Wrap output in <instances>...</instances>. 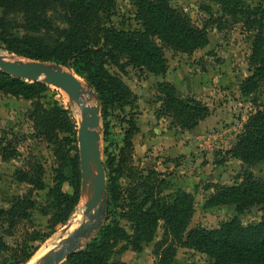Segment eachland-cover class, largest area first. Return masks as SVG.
Masks as SVG:
<instances>
[{
  "label": "trees",
  "instance_id": "1",
  "mask_svg": "<svg viewBox=\"0 0 264 264\" xmlns=\"http://www.w3.org/2000/svg\"><path fill=\"white\" fill-rule=\"evenodd\" d=\"M131 1L139 27L123 30L111 20L115 0H0V47L7 53L71 68L92 89L103 117L109 110L130 109L122 147L117 156L107 159V199L101 209L109 221L99 225L96 235L83 248L70 253L64 264H127L111 260L116 244L127 242L132 250L141 251L153 240L159 226L162 236L153 245L155 264H173L180 247L207 258L204 263L183 264H264V218L247 225L233 217L215 228L189 227L194 213L193 193L180 188L164 193L162 173L140 169L133 163L132 138L137 129L131 114L137 96L108 66H115L121 74L131 67L164 77L168 69L165 49L192 53L203 48L208 43V28L216 18L207 4L199 7L206 17L197 25L169 0ZM210 1L253 33L248 57L250 74L239 83L240 94L250 95L264 87V0L253 8L243 6L240 0ZM48 88L41 81H25L0 70V91L32 100L29 119L36 135L53 145L59 162L42 205L24 195L15 197L8 208L0 207V253L13 251L19 264L35 251L27 240L47 239L57 225L69 220L80 197L78 153H70L76 149V122L70 110L56 101L48 106L38 101ZM156 89L160 104L154 115L170 118L171 127L190 130L210 114L206 103L183 96L170 81H159ZM220 153L215 164L237 159L244 165L241 179L230 185L207 183L214 192L205 205H231L239 213L260 206L264 211V179L255 178L250 170L264 161V107L250 113L233 145ZM25 165L15 171V179L31 185L32 190L45 189L42 164L30 157ZM121 177L128 180L126 187L117 181ZM64 182L71 186V192L62 189ZM34 210L47 216L48 231L26 226L31 225ZM117 210L130 225V232L116 217H110ZM19 228L23 240L13 247L6 237Z\"/></svg>",
  "mask_w": 264,
  "mask_h": 264
},
{
  "label": "rangeland",
  "instance_id": "2",
  "mask_svg": "<svg viewBox=\"0 0 264 264\" xmlns=\"http://www.w3.org/2000/svg\"><path fill=\"white\" fill-rule=\"evenodd\" d=\"M240 1H242L243 6L249 8H253L260 3V0ZM169 3L180 12L186 14L191 21L197 25H201L203 19L206 17L199 7L204 4L210 5L214 17L216 18V23L208 28V43L203 48L197 49L192 53L175 52L170 49H165L164 53L168 61V72L164 77H157L146 71H139L131 67L126 68L124 74H121L115 66H108L109 71L118 74L124 83L127 84L137 96V100L134 104L135 108L131 114L137 129L132 138V158L133 163L140 169L156 170L152 164L149 165V163H147V161L135 151V143L141 144V141L144 138V135H141L140 129L142 127L144 130L147 129L151 119L152 123L155 125H161L162 123L161 126L163 128L166 126L171 127L170 118H157L154 115L155 110L158 109L160 104L158 100L159 93L156 89V84L159 81L165 80L167 77L175 78L176 76L175 81L178 85L177 89L179 93L183 94V96H193L186 93L193 91L198 92V89L204 86L206 89L197 93L201 96L195 98L203 102L205 101L204 103H209V105H206L209 107L210 112L211 110L215 111L218 106L225 108V102L230 101V108L226 110V112L225 110H222L223 114L222 118L219 119V125L211 126L212 128H209L206 131V134L213 135L217 137V140H221L220 144L222 146H225V141L229 139L231 140L229 136L231 137L235 132L241 131L242 125L250 113L254 112L258 107H264V87H260L252 94L246 96L241 95L239 92L240 81L250 74L248 57L251 52L253 33L245 30L241 22L235 17L221 12L219 5L213 1L169 0ZM111 20L114 26L118 29L128 30L139 27V21L136 18V9L131 0H115V9ZM0 56H8L18 61L28 60L14 54H9L2 47H0ZM65 69L70 71L79 80L81 87H83L82 93L83 89L88 91L91 98V104L89 106L97 105L99 107L94 98L92 89L88 87L85 80L74 73L71 68L65 67ZM189 81L191 82L189 88L182 85L183 82L188 83ZM48 86V90L38 98V101L45 106L56 101L58 105L69 109L76 122L78 132L80 120H77V116L73 113L71 106L64 99L62 91H60L61 89L50 85ZM31 105L32 100L12 96L0 91V207L4 209L10 206L15 197L24 195L31 196L32 199L36 200L38 205H42L45 201L48 187L53 183L52 178L55 175L54 169L59 166V162L54 154L53 145L41 140L36 135L34 124L29 119ZM129 111L130 109L128 107L124 109V112L118 109L109 110L103 117L99 110L97 126L99 132L98 149L105 169L106 199L107 183L109 179L107 159L110 156H117L122 147L124 131L127 128L125 121L130 117ZM228 115H231V117ZM225 134H227V140L224 139ZM76 138V149L72 150L70 153L74 154L77 152L79 158L77 135ZM3 150L5 151L3 152ZM223 151L224 150L218 148L213 150L210 154L215 160V157L222 155L220 152ZM199 153L202 155V159H204L206 153L204 151ZM218 154L219 156H217ZM30 157L36 158L44 168L43 178L46 185L45 189L32 190L31 185L25 182H19L15 179V171L19 168L25 167L26 161ZM200 164L202 167L206 166L205 160L200 162ZM224 166L225 164H221L220 174H216L215 176V183L225 184L224 182H226L233 184L241 179V170L238 172V167H236L234 171L232 170L235 174L232 176L230 175L229 177H223L222 175L229 171L224 169ZM241 167H244L242 163ZM250 170L255 178L264 179V161L253 165L250 167ZM168 171L170 170L166 169L163 172L158 171L163 174L162 178H164L165 181L164 193L173 192L177 189L171 187L170 180L167 179L166 175ZM204 173L205 172H203V174ZM198 175L201 176L202 173H199ZM117 181L122 187H126L128 183V180L125 177H121ZM206 185L207 183L203 181H199L198 184L194 185L197 191V193L195 192L197 196L192 192L194 195V213L189 227L201 226L207 229L215 228L233 217L239 218L242 224L247 225L259 222L264 218V211L260 206L249 207L240 213L231 205L206 206L205 203L208 197H206L207 195L205 197L201 196V191L204 192L208 189L214 191V187H208ZM88 186H90V184ZM62 189L64 191H72L71 186L67 182L63 183ZM82 189L80 171L79 202L75 206L69 220L65 224L57 225L55 230L51 232L50 236L44 241L30 242L27 240L29 245H34L36 248L31 257L21 264H29L35 253L41 248L44 249L47 245H51L53 248L56 247V243L62 242V240L66 238V235L68 234L67 230L71 226V232H73L79 225L86 223V219L79 223H75L77 219L83 216V212L85 211L84 205L90 202L93 194V192H91V186L86 187L85 190H89L90 195L88 202L83 203L81 202V193L84 189ZM95 207L98 208L99 205L96 204ZM118 213H120V210L115 211V214H112L110 217H116L120 225L125 226L130 232V225L126 220L121 218ZM101 216L102 218H100L98 223L102 226L108 223L109 217L105 212L101 213ZM46 221L47 216H43L38 210H34L32 211L31 225L27 224L26 226L40 228L46 232L48 231ZM98 229L99 228L92 229L86 233L80 239L81 245L78 249L83 248L84 245L96 235ZM21 233L22 228L12 230L8 237H6V240H8L13 247H17L23 240ZM161 236L162 227L159 226L154 234L153 240L145 243L141 251L132 250L127 242H118L113 250L111 260H121L127 264H155L153 245L161 238ZM206 260V256L193 249L180 247L177 249L173 264H183L190 261L204 263ZM64 261L57 264H64ZM0 264L19 263L13 258V251H10L6 254L0 253Z\"/></svg>",
  "mask_w": 264,
  "mask_h": 264
},
{
  "label": "crops",
  "instance_id": "3",
  "mask_svg": "<svg viewBox=\"0 0 264 264\" xmlns=\"http://www.w3.org/2000/svg\"><path fill=\"white\" fill-rule=\"evenodd\" d=\"M175 79L176 76L175 78H165V80L173 82L177 88L178 85ZM182 85L189 88L191 82H183ZM204 89L206 88L202 86L198 89V92L192 90L193 92H187L186 94L200 97L201 95L197 93ZM206 104L209 105V103ZM230 104V101H228L224 104L225 108L218 106L215 111L211 110L210 114L199 121L196 127L190 131H181L180 129L167 126L163 128L161 126L162 123L161 125H155L151 119L147 129L144 130L143 127L140 129L141 135H144V138L141 144L135 143V151L149 165L152 164L157 171L163 172L166 169L170 170L166 175L167 179L170 180L171 187L182 188L188 192L197 193L195 184H198L199 181L215 183L216 174H220L221 165L214 163V157L210 153L218 148L222 150L229 149L233 145L236 135L239 133L237 131L233 136H229L231 140H227V134H225L224 139L227 140L225 141V146L220 144L221 140H217V137L206 134V131L212 128L211 126L219 125V119L222 118L223 114L222 110L226 112L230 108ZM228 116L231 117V115ZM202 151L206 153L204 159H202V155L199 153ZM203 160L206 163L204 167L200 164ZM224 164V169L229 171L224 173L222 175L223 177H229L235 174L232 170L234 171L236 167H238V172L243 168L241 167V162L237 159H229ZM203 172L205 173L203 174ZM199 173H202V175L199 176ZM213 192L211 189L205 190L204 192L201 191V196L205 197L207 195L206 197H208Z\"/></svg>",
  "mask_w": 264,
  "mask_h": 264
},
{
  "label": "water",
  "instance_id": "4",
  "mask_svg": "<svg viewBox=\"0 0 264 264\" xmlns=\"http://www.w3.org/2000/svg\"><path fill=\"white\" fill-rule=\"evenodd\" d=\"M0 70L16 78L41 81L57 87L67 93L70 100L75 102L81 110L77 137L82 187L85 189L89 182L94 179V188L90 202L84 205L83 215L86 217V223L68 233L60 244L43 255L37 263L57 264L63 262L70 253L79 248L80 239L86 233L99 228L98 221L102 218L101 208L105 202L106 193L105 169L98 149L99 132L97 126L100 109L97 105L89 106L81 102V83L70 71L59 64L29 59L27 61L7 60L0 56ZM93 168L96 169V177H94ZM96 204L99 205L98 208L95 207Z\"/></svg>",
  "mask_w": 264,
  "mask_h": 264
},
{
  "label": "bare ground",
  "instance_id": "5",
  "mask_svg": "<svg viewBox=\"0 0 264 264\" xmlns=\"http://www.w3.org/2000/svg\"><path fill=\"white\" fill-rule=\"evenodd\" d=\"M5 59H7V60H11V59H13V58H10V57H8V56H3ZM83 88V87H82ZM60 91H62V95L64 96V99L67 101V103L71 106V109H72V111H73V113L77 116V120L79 121H81V110L79 109V107H78V105L75 103V102H73V101H71V100H69L70 98H69V96L67 95V93H65L63 90H60ZM81 102L83 103V104H85V105H90L91 104V98H90V95H89V93H88V91H86V89H83V93H82V97H81ZM96 169H94L93 168V174H94V177H96V175H97V172L95 171ZM89 184H91V192H93V188H94V179H92L90 182H89ZM88 187V186H87ZM89 190L88 191H86L85 189L82 191V193H81V202H83V203H86V202H88V200H89ZM84 216V215H83ZM83 216H81V218H79V219H77V221L75 222V223H79V222H81V221H83L86 217H83ZM76 225V224H75ZM73 227H75V226H73ZM71 229H72V226L67 230V233H69V232H71ZM55 240V239H54ZM61 242H58V243H56V245H58V244H60ZM54 244V243H53ZM52 244V245H53ZM55 248V247H54ZM53 248V246H51V245H47L44 249L43 248H41L40 250H38L36 253H35V255L33 256V258L30 260V263L29 264H37L38 262H39V260L42 258V256L46 253V252H48V251H50V250H52V249H54Z\"/></svg>",
  "mask_w": 264,
  "mask_h": 264
}]
</instances>
